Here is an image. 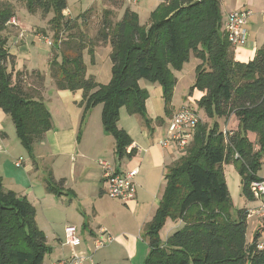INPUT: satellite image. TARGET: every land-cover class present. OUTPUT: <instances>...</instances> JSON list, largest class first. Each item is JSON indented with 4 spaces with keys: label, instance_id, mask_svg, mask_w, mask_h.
Here are the masks:
<instances>
[{
    "label": "trees",
    "instance_id": "1",
    "mask_svg": "<svg viewBox=\"0 0 264 264\" xmlns=\"http://www.w3.org/2000/svg\"><path fill=\"white\" fill-rule=\"evenodd\" d=\"M102 1L108 8L102 12L96 35L88 41L85 25L91 9L73 18L63 14L66 0L25 3L31 11L54 8L52 29L58 44L50 58V76L59 89L81 90L85 109L102 105V124L114 137L118 155H123L130 142L117 125L119 109L125 107L129 114L147 119V91L139 81L145 79L162 88L169 114L177 82L172 69L180 68L191 53L200 62L188 95L193 90L201 92L197 106L214 119L212 126L197 125L202 124L181 164L175 161L167 168L159 205L144 227L148 253L143 264H264V243L258 240L264 219L247 240L248 209L239 210L233 218L219 207L229 195L222 177L225 162L237 163L245 198L254 199L251 182L261 179L256 170L264 153V42L251 59L237 60L224 28L221 0H166L151 11L146 24L129 7L119 19L114 18L124 0ZM14 16V2L0 0V109L10 116L21 143L31 149L51 129V116L39 99L44 76L36 69H15L8 26ZM72 27L78 33L69 32L61 41L59 35ZM102 44L111 49V77L105 84L87 74L83 57L86 50L92 60L95 46ZM232 117L237 123L234 129L226 126ZM217 119L224 121L223 129ZM249 134H254V140ZM50 180L48 190L58 192ZM168 218L180 219L182 224L162 240L160 230ZM49 251L33 206L25 197L6 190L0 176V264H42Z\"/></svg>",
    "mask_w": 264,
    "mask_h": 264
},
{
    "label": "crops",
    "instance_id": "2",
    "mask_svg": "<svg viewBox=\"0 0 264 264\" xmlns=\"http://www.w3.org/2000/svg\"><path fill=\"white\" fill-rule=\"evenodd\" d=\"M164 1L124 0L114 15L121 17L124 9L129 7L136 11L139 22L146 24L151 11ZM255 4L256 0H221L224 20L233 10L251 11L246 24L247 40L234 47L235 58L239 61L251 59L264 42V8H257ZM64 11L65 16L71 17L67 7ZM142 15L144 23L140 19ZM15 17L18 23L8 24L11 30L9 51L15 56V69L25 70L21 60L24 55H30L25 33L33 29L21 22L16 12ZM36 36L41 40L44 37L47 41H43L50 44L43 33ZM83 57L87 74L93 75L96 82L105 84L110 80L109 56L102 60L94 50L91 60L85 50ZM201 95V92L193 90L185 100L188 101L189 97L196 104ZM182 105L174 108L170 104L167 119ZM51 112V129L33 143L37 152L41 153L39 157L46 156L49 160L44 170L36 165L38 170L32 176L31 165H26L25 159H22L21 165L16 166L17 158L10 161L4 156V153L8 154L7 148L4 143L0 144L4 170L0 176L4 188L24 196L34 207L36 223L46 237L49 253H56V259L80 257L84 258V264H143L148 253V244L143 237L144 227L159 205L167 168L177 160L181 151L175 146L163 148L160 145V140L167 135L168 120L163 119L160 112L156 116L149 113L145 120L139 114H129L127 110L122 113L119 109L117 125L130 138L123 155L119 156L114 137L104 130L101 104L85 109L81 95L80 100L62 103L54 115L53 110ZM119 121L123 125L118 124ZM2 138L0 134V142ZM102 160L121 173L137 169L134 178L136 192L131 200L124 202L106 194L100 164ZM9 173H13L12 183L5 181ZM49 179L58 192L48 190ZM68 225L75 227L76 235L80 237L78 244L65 243V228ZM96 239L103 241L102 247H95Z\"/></svg>",
    "mask_w": 264,
    "mask_h": 264
},
{
    "label": "rangeland",
    "instance_id": "3",
    "mask_svg": "<svg viewBox=\"0 0 264 264\" xmlns=\"http://www.w3.org/2000/svg\"><path fill=\"white\" fill-rule=\"evenodd\" d=\"M12 1L14 2L16 15L17 17H19L20 21L24 22L26 26L32 27L33 29L32 31L28 30L25 33V38L27 39L25 42L29 45L30 55L28 57L24 55L23 59L21 60L24 66L23 68H25V70L27 71H32L33 69H36L44 76L43 93L41 94L39 99L48 109L49 113H52L51 111L53 110L54 115L56 108H58L62 103H65L67 100H80V97L82 95L81 90L72 91L68 89H59L50 76L49 60L54 56V50L56 49L55 47L58 44V41L55 42L54 31L52 29V23L55 19L54 8L50 6L46 11H43L41 7H37L34 8L33 11H31L25 3L26 0ZM255 5L257 8H264V0H256ZM66 7L69 9V16L73 18H79V16L83 14L86 10L91 9L88 23L85 25V31L87 35L84 36V39L88 41V38H93L96 35L98 30V22L100 21L103 10L105 8L107 9L108 5L106 6V4H104L102 0H66ZM64 12L65 11H63V14ZM14 18L18 23L15 16ZM114 18L119 19L120 17L116 16ZM140 19L142 23H144L145 18H143V15L140 16ZM69 32H73L76 34L78 33L76 27H72L70 31H64L59 35L60 40H64V38H66ZM37 33H43V36L47 37L50 40L51 45L45 43L47 40L44 39V37L43 40H46L45 42L41 39H38L36 36ZM94 50L97 56L99 55L102 60H104L106 57L108 58L109 53L111 51L110 46L108 45H101L97 48L95 47ZM50 53L51 56L49 58ZM89 58L87 57V59ZM199 62V58L191 53L189 59L185 61L180 68L172 69L174 75L178 80L174 85L170 104L174 108H177L180 104L190 103V105L198 111V114L201 117L200 122L207 123L208 126H212L214 123V119L208 117L203 108L198 107L197 103L195 104V102L192 101V99H190L189 97L188 101L185 100L189 93L190 86L195 78V67ZM139 85L147 91V97L144 105L146 116H148L149 113H153V115L156 116V113L160 112L161 117L163 119H166L167 121L168 119L164 109V98L162 96V88L158 84L152 83L145 79H141L139 81ZM120 111L124 113L126 111L125 107H121ZM217 123L220 129L224 128L225 123L223 120L217 119ZM118 124L123 125V123H120V121L118 122ZM236 124V120L232 117L228 120L226 126L234 129L236 128ZM201 126L202 124H200L198 128H196L194 134L195 136L197 135V131ZM0 134L3 137L2 142H0V144L4 143V146L8 150V154L4 153V156H6L10 161L13 158L18 159L19 157L25 159L26 165H31L32 176H34V171L38 170L35 167L36 165L41 170H44L46 168V165L49 161L48 158L46 156H44V158L39 157V154L41 153L37 152L36 145H32L31 149H28L21 143L16 133L15 127L12 124L10 116L6 114L2 109H0ZM249 137L252 140H254L255 138L254 134H249ZM194 139H192L190 144L184 150L180 151L176 160L178 162V165L181 164L182 156L187 153V149L191 147L194 143ZM174 150L177 151L176 149ZM1 163L2 161L0 160V175L2 172L4 173L3 166ZM13 173H9L8 177L5 178V181L7 183H12L11 177L13 176ZM256 175L260 178H264V153L262 154L260 165L256 170ZM222 177L227 185L229 195L227 201L220 204L219 207H221L223 211L230 214L233 218H237L238 211L241 209H250L264 204V195L257 199H248L241 194V177L236 162L227 161L222 165ZM33 179L35 180L36 178L33 177ZM8 190L13 191L12 189ZM181 224L182 221L180 219H166L164 225L160 230L161 239H166L168 233L171 230L179 227ZM262 225V219L258 218L255 215L248 216V218H246V239L251 240L257 232L258 228H260ZM258 240L259 242L264 243V231H262ZM53 259H56V253H46L44 255L42 264H49L50 261Z\"/></svg>",
    "mask_w": 264,
    "mask_h": 264
},
{
    "label": "built area",
    "instance_id": "4",
    "mask_svg": "<svg viewBox=\"0 0 264 264\" xmlns=\"http://www.w3.org/2000/svg\"><path fill=\"white\" fill-rule=\"evenodd\" d=\"M250 15L251 11L248 9H237L227 14L224 20V28L226 29L228 40L234 47L246 42V24ZM8 24H17V22L14 17H11ZM200 121L201 117L193 106L189 104L182 105L169 117L167 122V135L160 140V145L163 148L175 146L178 150H184L192 141L196 127ZM21 162L22 158L20 157L16 160L15 165L20 166ZM100 164L106 194L124 202L131 200L136 192L134 178L137 174V169H131L125 173H121L114 170L105 160L100 161ZM250 186L254 199L264 195V178L252 181ZM250 215L264 219V204L248 209L247 218ZM79 242L80 237L76 235L75 227L68 225L65 228V243L74 245ZM103 244L101 239L95 240L96 248L102 247ZM262 246V243L258 245V247ZM49 264H84V258L56 259Z\"/></svg>",
    "mask_w": 264,
    "mask_h": 264
}]
</instances>
